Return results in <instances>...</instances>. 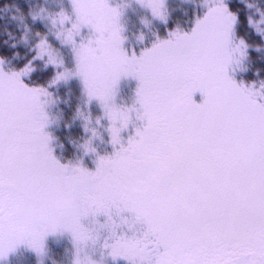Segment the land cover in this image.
<instances>
[{"label":"snow or ice","instance_id":"snow-or-ice-1","mask_svg":"<svg viewBox=\"0 0 264 264\" xmlns=\"http://www.w3.org/2000/svg\"><path fill=\"white\" fill-rule=\"evenodd\" d=\"M139 2L165 19L163 0ZM72 7L74 21L59 14L61 25L72 22L57 39L72 46L76 71L65 69L54 83L78 76L121 148L99 157L95 171L61 164L44 132L41 98L50 94L24 83L30 66L0 67V258L21 244L40 254L47 235L60 231L86 240L81 220L88 216L106 217L114 231L115 216L143 231L119 237L110 246L113 260L264 264V103L227 73L236 22L227 4L220 0L190 32H170L139 56L123 48L119 8L108 0H72ZM83 28L95 36L78 44ZM37 48V58L63 66L46 38ZM122 77L139 81L136 102L146 121L126 147L121 132L130 117L114 105ZM197 92L202 103L193 100Z\"/></svg>","mask_w":264,"mask_h":264},{"label":"trees","instance_id":"trees-1","mask_svg":"<svg viewBox=\"0 0 264 264\" xmlns=\"http://www.w3.org/2000/svg\"><path fill=\"white\" fill-rule=\"evenodd\" d=\"M223 2L236 17L231 36L234 43H231L232 51L227 49V53L228 55L234 51L241 53L240 61L231 66H235L232 79L245 89L249 85L264 88V0ZM219 3L220 0H166L163 5L165 17L163 20L157 17L145 20L133 13H125L123 47L130 55L135 53L139 56L143 50L151 48L160 40L169 39L170 32L177 29L190 32L197 19L205 17L209 9ZM61 12H65V9L52 6L50 0H0V59L11 72H20L30 66L31 71L24 77V83L29 87L44 88L50 94L48 97H52L49 114L59 118L58 122L52 123L48 128L51 137L49 147L55 158L60 160L61 164L70 166L81 161L84 167L94 171L99 157L112 156L121 145L113 146L108 138L106 139L108 143L96 138L98 134L97 126L94 124L96 118H92V111L89 114L84 113L85 101L73 80L54 83L58 73L65 69L69 72L75 69L69 56L64 52L65 45L58 41H55L56 44L52 43L48 36L49 27L60 26ZM62 26L61 31H64L69 27V21ZM41 36L49 40L53 55L63 62L62 67L49 63L47 55L42 59L37 58V45ZM77 41L83 42V38H77ZM239 67L242 69L240 72L237 71ZM134 84L138 88L139 81L134 80ZM126 133L130 134L124 132L121 135L125 147ZM85 142L90 144L93 162L85 154L87 151ZM124 215L131 218L130 213ZM98 219L102 226L113 228L112 225H105L106 217L100 216ZM114 219L119 225L116 227L117 230L124 236L139 238L142 235L141 225L134 224L131 220L123 223L115 216ZM116 264L128 262L119 258Z\"/></svg>","mask_w":264,"mask_h":264},{"label":"rangeland","instance_id":"rangeland-1","mask_svg":"<svg viewBox=\"0 0 264 264\" xmlns=\"http://www.w3.org/2000/svg\"><path fill=\"white\" fill-rule=\"evenodd\" d=\"M166 0H163V5ZM52 6L58 8H64L65 12L72 17V21L75 20L73 7H72V0H50ZM108 3L113 8H119L122 11V15L119 19V24L123 30V22L125 21V13L134 14L136 17H142L145 20H151L155 18L151 9L146 6V4H142L139 0H108ZM216 6L213 5L210 9H214ZM209 9V10H210ZM209 12V11H208ZM69 21V27L71 26V22ZM264 21V20H263ZM53 25L49 27V39L53 41L52 43L56 44L55 41L61 42V39H57V34L62 33L61 24L60 26ZM223 29V28H221ZM95 36V33L92 32L89 28H83L81 30L80 36L76 37L79 39L83 38V42L79 43H87L90 39ZM123 36V35H122ZM81 37V38H80ZM42 39H45L44 36H41L39 39V43ZM231 38L230 44H228L227 49L231 50V43L233 42ZM38 43V44H39ZM48 43H51L48 40ZM234 43V42H233ZM65 45V54L69 56L72 64L75 66V69L71 71L74 73L76 71V60L75 55L73 52V48L71 45ZM124 48V47H123ZM52 50V49H51ZM127 52V49L124 48ZM237 51V50H236ZM54 54V51H52ZM128 53V52H127ZM235 53V54H234ZM129 56H131L128 53ZM230 57V62L227 64V73L228 75L233 78L232 72L233 68L231 67L232 64H237L241 59V53L233 52ZM64 58V57H61ZM2 61V59H0ZM3 62V61H2ZM0 67L3 68L5 72L11 73L9 69L2 63ZM231 70V72H230ZM242 69L239 67L237 69L240 72ZM24 80V78H23ZM68 80L74 81L78 86L79 90L81 91V95L85 101L84 113L89 114L92 111V118H96L94 124L97 126V139H99L103 143L111 142V137L109 133L110 121L105 115V112L98 100L93 99L89 102L88 95L85 92L84 85L82 80L75 75H72ZM134 78L132 77H122L116 90V96L114 100V105L117 109L126 112L130 117L128 127L126 130L121 132V135L124 132H129L125 137L126 140L130 136L135 135V130L143 126L146 121H142L139 118V105L137 104V97H136V90L137 87L134 84ZM263 86V85H262ZM248 90L254 92L258 96V101L264 103V88L261 86H251L247 88ZM42 102L44 103V111L47 116V126L44 129V132L47 133L49 136V126L52 123H56L59 121V118L53 117L49 114V109L51 108L52 104V97L44 96L41 98ZM193 100L196 103L203 102L201 101V93L197 92L193 96ZM117 126L119 127V122H117ZM85 150L86 155L89 156L90 160H93L92 150L90 149V144L85 142ZM114 146V145H113ZM58 160V159H57ZM60 162V160H59ZM93 162V161H92ZM61 163V162H60ZM83 163L80 161L76 165H80ZM96 169V168H95ZM94 169V171H95ZM98 218H94L92 216H88L87 218H82L81 223L84 229L87 232V239L77 243L73 235L68 231H60L54 234H49L44 239L43 242V251L40 254L33 251L31 247L27 244H21L16 250L10 254H8L4 258H0V264H116L117 260H113L110 256L111 245L116 242V240L124 236L117 228L113 231V228L110 226H102L100 222H97ZM99 220V219H98ZM151 248V246H150Z\"/></svg>","mask_w":264,"mask_h":264}]
</instances>
